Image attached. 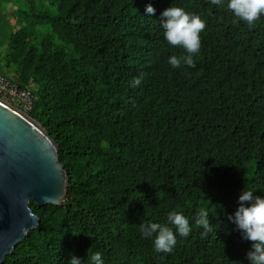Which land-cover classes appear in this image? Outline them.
<instances>
[{
	"label": "trees",
	"instance_id": "trees-1",
	"mask_svg": "<svg viewBox=\"0 0 264 264\" xmlns=\"http://www.w3.org/2000/svg\"><path fill=\"white\" fill-rule=\"evenodd\" d=\"M24 1L27 11L12 9L27 25L0 41V76L33 93L29 115L56 142L69 186L62 205L31 204L40 227L5 264H92L96 252L104 264H250L251 241L230 217L245 188L264 198V15L250 27L228 0ZM171 6L205 21L195 67L168 63L186 54L164 37ZM40 23L50 32L37 46ZM171 211L189 219L188 237ZM147 223L176 234L171 253L154 250Z\"/></svg>",
	"mask_w": 264,
	"mask_h": 264
},
{
	"label": "water",
	"instance_id": "water-1",
	"mask_svg": "<svg viewBox=\"0 0 264 264\" xmlns=\"http://www.w3.org/2000/svg\"><path fill=\"white\" fill-rule=\"evenodd\" d=\"M68 186L59 148L46 129L0 100V264L40 227L31 204L62 205Z\"/></svg>",
	"mask_w": 264,
	"mask_h": 264
},
{
	"label": "clouds",
	"instance_id": "clouds-1",
	"mask_svg": "<svg viewBox=\"0 0 264 264\" xmlns=\"http://www.w3.org/2000/svg\"><path fill=\"white\" fill-rule=\"evenodd\" d=\"M213 5L224 7V0H211ZM227 10L232 12L239 20L248 26L264 15V0H228ZM156 9L148 4L145 9L146 15H154ZM165 29L164 37L172 47H179L186 53L180 57L173 55L168 63L173 68H179L181 63L195 67L194 56L201 48L200 34L205 29V21L198 15L190 14L180 7H169L161 14ZM141 78L136 77L132 81V87H137ZM250 203V206H247ZM239 208L232 219L241 231L245 240L251 241V250L247 253L250 264H264V198L254 196L252 191L242 190L239 196ZM167 220L173 224L178 234L188 237L192 231L189 219L177 211L168 213ZM196 225L204 229V235L212 231V223L209 213L200 209L195 219ZM141 233L145 238L155 234L154 250L157 253H171L177 244L176 234L167 226L159 223H147L141 225ZM92 264H104L99 252L90 256ZM69 264H82L81 259L73 256Z\"/></svg>",
	"mask_w": 264,
	"mask_h": 264
},
{
	"label": "rangeland",
	"instance_id": "rangeland-1",
	"mask_svg": "<svg viewBox=\"0 0 264 264\" xmlns=\"http://www.w3.org/2000/svg\"><path fill=\"white\" fill-rule=\"evenodd\" d=\"M14 2V3H13ZM11 3H3L1 4L2 10L0 11V41L3 42L5 40H8L10 35L18 28H23L27 25L26 22H24L23 19H15L13 17L14 15V9H22L27 11V7L25 6V1L24 0H13ZM39 10L48 13L50 16L55 17L58 15V11L56 7H54L49 1H44L39 5ZM4 12L6 13L4 15ZM13 20L15 21V27H12L10 29L5 28V19L6 20ZM49 28L46 24L40 23L37 25L36 30H35V36L33 39V44H36L37 46L40 45V43L44 40L45 37L48 36L49 33ZM33 118V117H32ZM34 119V118H33ZM247 177H251L252 173H247Z\"/></svg>",
	"mask_w": 264,
	"mask_h": 264
},
{
	"label": "built area",
	"instance_id": "built-area-1",
	"mask_svg": "<svg viewBox=\"0 0 264 264\" xmlns=\"http://www.w3.org/2000/svg\"><path fill=\"white\" fill-rule=\"evenodd\" d=\"M0 100L28 114L34 108V95L10 79L0 76Z\"/></svg>",
	"mask_w": 264,
	"mask_h": 264
}]
</instances>
